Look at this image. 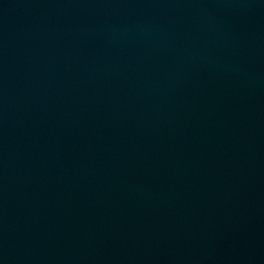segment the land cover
<instances>
[{
  "label": "water",
  "instance_id": "water-1",
  "mask_svg": "<svg viewBox=\"0 0 264 264\" xmlns=\"http://www.w3.org/2000/svg\"><path fill=\"white\" fill-rule=\"evenodd\" d=\"M0 264H264V0H0Z\"/></svg>",
  "mask_w": 264,
  "mask_h": 264
}]
</instances>
